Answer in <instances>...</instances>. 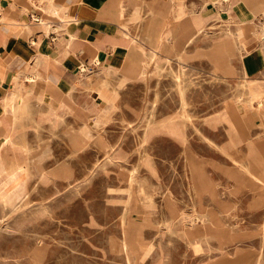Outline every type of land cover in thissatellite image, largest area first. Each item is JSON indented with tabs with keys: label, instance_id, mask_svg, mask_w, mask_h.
<instances>
[{
	"label": "rangeland",
	"instance_id": "obj_1",
	"mask_svg": "<svg viewBox=\"0 0 264 264\" xmlns=\"http://www.w3.org/2000/svg\"><path fill=\"white\" fill-rule=\"evenodd\" d=\"M142 2L139 75L105 69L66 99L51 97L55 107L25 108L15 128L26 92L11 112L1 98V151L15 169L0 168V264H219L237 258V247L254 261L264 243V204L237 178L256 156L248 143L264 141V100L248 109L252 122L221 115L249 106L264 81L241 78L236 48L224 56L231 71L215 70L223 32L234 27L210 14L216 0H181L183 15L173 5L162 20L147 5L166 0ZM204 7V28L187 31Z\"/></svg>",
	"mask_w": 264,
	"mask_h": 264
},
{
	"label": "crops",
	"instance_id": "obj_2",
	"mask_svg": "<svg viewBox=\"0 0 264 264\" xmlns=\"http://www.w3.org/2000/svg\"><path fill=\"white\" fill-rule=\"evenodd\" d=\"M142 1L0 0V100L7 96L5 110L11 112L15 106L19 107L21 104L20 99L17 98L10 101L13 89L21 88L22 91L17 97L23 95V91L26 90V103L21 111L16 112L14 128L18 127L20 115L25 108L39 107L38 104L41 102L48 107H55L51 97L62 96L66 99L78 90L82 80L89 81L93 75L104 73L105 69H108L107 73L111 69H130V74L139 75L142 59L134 45V36L136 31L140 30L136 19L142 13L144 6ZM179 1L181 0H166L167 4L163 3L155 7V3H151L147 7L152 8L153 11L156 10L158 20H162L166 19V10L173 5V7L176 6L174 16L183 15V5L179 4ZM215 6L218 13L212 11L210 13L214 14V18L222 19L228 25L234 24V27L227 26L223 32L224 39L221 44L224 46L220 51L222 59L216 54L215 70L224 73L231 71L224 56L236 48L241 78L245 81H264V1L255 3L253 0H230L229 4H226L218 3L216 0ZM201 10L203 14L198 20L193 19L195 12H191L189 20L183 23L187 31L201 32L209 17L207 8L204 7ZM257 11L261 17L255 21L253 14ZM173 23L168 22V26ZM82 65L86 66V72L79 71ZM100 66L103 67L99 68ZM84 74L89 75L83 79L80 78V75ZM215 75L218 74L215 73ZM94 82L93 84L103 85L102 76ZM254 92L253 97L259 96V102L251 98L252 103L249 106L241 104L240 110L235 104L228 105L222 110L221 115L227 118L235 115L245 122H252L253 118L248 109L254 104H257L258 108L261 107L264 100V88L255 86ZM57 104L67 105L62 100H59ZM257 114L258 122H264V110H259ZM3 115V110L0 109V119ZM6 120H8L7 117ZM2 127L4 125L0 121V128ZM6 136L2 131L0 139ZM248 146L250 152H256V156L253 157V161L250 160L248 164L241 166L245 173L244 178L237 176L238 183L240 185L246 183L255 191L253 198L264 204V141H250ZM2 155L6 156L0 148V162L4 158ZM5 167L2 166V168ZM198 228L204 230L205 226H195L191 234L195 235ZM260 233L263 239L264 231L261 230ZM263 246L264 243L261 240L254 261L245 260L242 249L237 247L239 253L237 258L222 259L220 264H227V262L228 264H258Z\"/></svg>",
	"mask_w": 264,
	"mask_h": 264
},
{
	"label": "bare ground",
	"instance_id": "obj_3",
	"mask_svg": "<svg viewBox=\"0 0 264 264\" xmlns=\"http://www.w3.org/2000/svg\"><path fill=\"white\" fill-rule=\"evenodd\" d=\"M208 1V0H207ZM230 1V0H229ZM229 3V2H228ZM227 3V4H228ZM215 4V3H214ZM178 8V7H177ZM157 9V8H156ZM179 9V8H178ZM180 10H181V8H180ZM179 11V10H178ZM177 12V11H176ZM182 12V11H181ZM202 13V10H200L199 12H195V14L193 15V19L194 20H198L200 17H201V14ZM176 14V13H175ZM182 14V13H181ZM176 16V15H175ZM157 17V16H156ZM158 19V18H157ZM162 19V18H161ZM204 20V19H203ZM156 24V23H155ZM180 26V25H179ZM192 26V25H191ZM264 26V25H263ZM182 28V27H181ZM204 28V27H203ZM170 30V29H169ZM184 31V30H183ZM198 31V30H197ZM157 32H159V30L157 31ZM124 33H125V31H124ZM192 34H194V33H192ZM191 34V35H192ZM154 35H152V37H153ZM176 36V35H175ZM152 37H151V39H152ZM155 37V36H154ZM189 37V36H188ZM148 38H150V37H148ZM181 39V38H180ZM150 40V39H149ZM171 40V39H170ZM179 40V39H178ZM153 41V40H152ZM154 43V42H153ZM187 43V42H186ZM136 44V43H135ZM163 45V44H162ZM151 49V48H150ZM146 56V55H145ZM148 57V56H147ZM140 59H142V58H140ZM141 61V60H140ZM139 62V61H138ZM157 64V63H156ZM146 68V67H145ZM142 70V69H141ZM142 75V74H141ZM22 82V81H21ZM12 88H14V87H12ZM14 91L11 93V97H10V101L11 100H15L16 98L19 100L20 99V101L22 102V100H23V98H24V94H25V92H26V90L25 91H23L24 93H23V95H21V96H18L17 97V95H18V93H20L22 90H21V88H15V89H13ZM182 90V89H181ZM255 94V93H254ZM259 94V93H258ZM257 94V95H258ZM262 97H263V95H261ZM252 100H254V101H258L259 102V100H260V97L259 96H257V97H252ZM23 103V102H22ZM19 109H21L20 107H19ZM227 110V109H226ZM226 113V112H225ZM13 127V126H12ZM13 130V129H12ZM15 130V129H14ZM16 132V131H15ZM11 135H12V132H11ZM7 140H8V137L6 136V137H4L3 139H0V148H2L4 145H5V143L7 142ZM12 143V142H11ZM24 149H26V147L24 148ZM4 153H5V155H7V152L4 150L3 151ZM2 166H6L5 168H2ZM0 167L2 168V169H4V170H8V169H15V163H14V161H13V159L12 158H10V157H8L7 159H4V158H2V160H1V162H0ZM15 171V170H14ZM27 171V170H26ZM25 172V171H24ZM28 174V173H27ZM43 175V174H42ZM26 183V182H25ZM24 183V184H25ZM7 186V185H6ZM20 187V186H19ZM27 189V188H26ZM14 191V190H13ZM9 195V194H8ZM16 195H18V194H16ZM22 195H24V194H22ZM16 197V196H15ZM1 199V198H0ZM5 199V198H4ZM20 199V198H19ZM5 202H6V200H5ZM11 207H13V206H11ZM179 211V210H178ZM177 214V213H176ZM204 214V213H203ZM205 216H207V215H205ZM172 217V216H171ZM182 218V217H181ZM180 219V218H179ZM187 220V219H186ZM193 221V220H192ZM207 221V220H206ZM173 224V223H172ZM170 225V224H169ZM183 233V232H182ZM206 234V233H205ZM199 238V237H198ZM203 239V238H202ZM197 240H199V239H197ZM129 241V240H128ZM138 244V243H137ZM146 245V244H145ZM221 245H222V243H221ZM145 249V248H144ZM149 250V249H148ZM128 252V251H127ZM143 252V251H142ZM140 255V254H139ZM134 257V256H133ZM139 257V256H138ZM239 258V257H238ZM236 259V258H235ZM242 260H243V258H241ZM228 261V260H227ZM233 261V260H232ZM231 261V262H232ZM241 261V260H240ZM245 261V260H244ZM224 262V261H223ZM221 263V262H220ZM219 263V264H220ZM225 263H226V261H225ZM242 263V262H241ZM227 264H228V262H227Z\"/></svg>",
	"mask_w": 264,
	"mask_h": 264
},
{
	"label": "built area",
	"instance_id": "obj_4",
	"mask_svg": "<svg viewBox=\"0 0 264 264\" xmlns=\"http://www.w3.org/2000/svg\"><path fill=\"white\" fill-rule=\"evenodd\" d=\"M79 71L80 72H86L87 71V68H86V66L85 65H82L81 67H79Z\"/></svg>",
	"mask_w": 264,
	"mask_h": 264
}]
</instances>
